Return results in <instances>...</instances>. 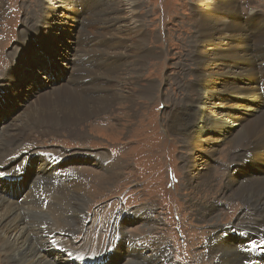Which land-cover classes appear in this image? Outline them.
Returning <instances> with one entry per match:
<instances>
[{
    "label": "bare ground",
    "instance_id": "6f19581e",
    "mask_svg": "<svg viewBox=\"0 0 264 264\" xmlns=\"http://www.w3.org/2000/svg\"><path fill=\"white\" fill-rule=\"evenodd\" d=\"M128 1L137 22L133 29L114 17L119 12V0H56L52 5L43 0L38 2L44 17L37 21L36 31L46 38L38 42V33L31 32L28 35L30 41H36L38 45L31 47L29 42L25 43L24 53L15 55V62L0 77V117L5 120L4 128H0V164L7 166L8 172L23 163L29 164L23 169L27 188L18 186L10 190V193L25 190L18 199L7 193L8 187L1 185L0 181V253L6 264H81L82 261L90 264L89 259L98 257L111 264H173L167 236H127L126 222H138L144 227L149 226L148 229L155 223L145 208L120 211L122 216L116 218L114 226L111 225L110 236L116 240L111 244L114 245L113 251L109 248L104 254H86L89 250L82 246L83 243L71 248L67 235L64 236L71 228L87 236L96 227L90 225L83 212L91 201V189L88 190L83 176L73 169L71 163L89 161L102 172L99 174L101 184H109L118 176L117 163L122 160L109 153L95 154L88 149L61 153L37 146L33 140L34 136L55 137L62 129L66 130V126H74L75 130L66 132L77 141H84L85 134L80 125L116 104L118 94L113 90V74L117 72L118 62L127 55L118 48L133 46L136 65L142 66L150 54L146 47L150 32L147 33L144 23L138 19L141 16L138 12L140 1ZM81 8L83 13L79 10ZM237 9L236 0H195L191 9L192 43L179 45L182 55L189 59L184 62L182 58L177 63L178 80L175 85L181 95L164 111L167 118L165 130L183 144L180 166L187 185L201 183L205 190L212 188L213 163L218 159V150L226 140L233 150L230 159L223 160L227 175L220 194L253 208L250 210L243 205L245 222L242 229H246L254 240L246 246L242 242L246 239L244 235L234 234L241 227L237 223L239 216L234 222L235 230L215 226L217 231L209 237L206 249L213 260L217 256L220 264H248L236 254L239 251L236 241L243 243L241 246H246V249L257 241H264V236L257 234L255 227L262 224V221H256L260 219L258 214L264 220V108L260 91L264 87V9L261 14L245 13L246 18H241ZM257 15L258 18H254ZM79 16H82V21ZM77 18L80 21L78 26L85 25L80 29L79 38L86 48L77 45V34L73 32L71 22ZM118 35L128 37L129 43L126 44V38L119 39ZM43 41L45 45H41ZM16 45H21V42L18 40ZM79 47L80 53L76 54ZM55 48H70L72 52L61 61L54 58ZM76 55H79V61L73 71ZM34 57L43 61L34 63ZM46 62L55 63L57 71L62 69L65 75L62 81L54 85L48 82L44 86L42 80L48 77L38 78L39 73L36 72ZM185 68H188L187 72ZM27 70L29 76L26 78H32V81L23 90L25 81L20 75L24 76ZM101 70L105 72L103 77L95 76L102 75ZM82 72L91 76L81 78ZM11 75L14 80L10 79ZM154 85L149 82L141 86L138 95L127 93L122 97L128 104H137L139 101L135 100L148 97ZM39 86L41 90H36ZM11 87L16 91L12 92ZM49 87L53 88L47 90ZM23 91L27 96H21ZM41 92L43 94H39L37 99L31 100L30 94ZM25 104L19 122L8 124ZM11 114L14 115L11 117ZM245 161L250 162L249 166L245 165L247 176L242 167ZM54 164L63 173L59 178L49 179L45 169L48 166L55 168ZM228 187L230 190L227 191ZM198 206L208 209L209 214L216 210L215 205L200 203ZM250 212L252 215L249 216ZM59 223L64 227H57ZM136 242L141 244L139 256L133 255V251L127 252L130 247L138 245ZM70 251L76 255L70 257ZM259 261L264 262V259Z\"/></svg>",
    "mask_w": 264,
    "mask_h": 264
},
{
    "label": "rangeland",
    "instance_id": "374dc122",
    "mask_svg": "<svg viewBox=\"0 0 264 264\" xmlns=\"http://www.w3.org/2000/svg\"><path fill=\"white\" fill-rule=\"evenodd\" d=\"M41 1L0 0V77L15 62V55L24 53L25 43L29 42L31 47L38 45L36 41L32 43L28 35L31 32H37L39 23L37 21L44 17L43 10L38 4ZM43 1L52 5L56 0H53V2ZM139 1L138 12L141 13V16L138 19L141 22L138 21V23H144L143 27L147 33L150 32L149 40L147 41L148 45H146L150 54L142 66H137V57L134 56L133 52L136 49L133 46L123 45L118 48V51L126 52L127 55L118 62L117 72L113 74V90L118 94L116 104L110 110H106L80 125L79 128L85 134L84 141L79 142V140L77 141L76 138L74 139L66 132V130H75L74 126H66V130L62 129L61 133L55 137L52 135L43 138L34 136L33 140L37 146L51 148L61 153H73L74 151L88 149L91 152H95V154L108 155L109 153L114 158L120 157L122 160L121 162L116 161V163L118 162L117 169L120 172L113 182L109 184H101L102 182L99 179L100 169L89 161L71 163L73 169L83 176L88 185V190L91 189V201L87 203L83 212L90 225H96L87 236L69 227L71 228L70 232L64 234V236L67 235L71 248H76L77 245L83 243L82 246L89 250L86 254H104L109 248L113 251L114 245L111 244L115 243L116 240H113L110 236L111 227L114 226L116 218L120 217V211L131 212L139 208H145L150 211L151 219L155 223L152 224L151 229H148L149 226L144 227L138 222H126L127 226L124 228L128 237L137 234L143 237H149L148 235L167 236L173 264H220L217 256L213 260L206 249L209 237L214 231H217L215 226L235 230L234 222L239 216L237 223L241 227L239 230H235L234 234L238 233L247 237L248 231L242 229L245 222L244 206L253 210V208L244 205L240 200L235 198L226 199L220 194L227 175V170L223 163L230 159V154H233V152L231 153L233 150L230 149L231 145L226 140L221 145L222 147L220 146L221 149L218 150L216 155L218 159L213 163L214 171H212L213 176L211 178L213 187L205 190V186L201 183H193L191 186L185 183L180 166V156L183 153L181 147L183 144L179 142V139L169 136L165 130L167 118L164 116V111L168 106L170 107L175 103L176 98L181 95L179 87L175 85L178 80L177 63L178 60L184 59V62H186L189 59L187 56L182 55L179 45H191L192 43L191 9L195 5V0ZM236 1L238 3L236 12H240L241 18L242 16L246 18L245 13H249V15L254 12L263 13L264 0ZM117 8L119 12L114 17L118 19V22L130 29L135 28L137 22L134 21V16H132V4L128 0H119ZM79 10L81 13L84 11L83 8ZM59 13L60 16L63 15L64 9ZM258 16L254 18H258ZM79 17L82 21V16ZM72 21L71 24L74 25L73 32L77 34V45L80 46L82 45L79 38L80 29L85 25L82 26L80 24L78 26L80 22L78 18ZM77 26L78 32H76ZM110 37L109 35L108 38ZM117 37L119 39L126 38L125 35H118ZM43 38L45 39L46 37H41L38 33L37 41L40 42ZM127 39L129 38H126V44L129 43ZM18 40L21 45H16ZM41 45H45L44 41ZM80 47L85 46L82 45ZM80 47L75 50L76 54L79 52ZM55 52L54 58L63 61L71 55L72 51L70 48L67 50L55 48ZM110 52L113 53V51ZM8 53L9 55H7ZM39 59V57H34L33 62L39 64L41 60L43 61V59ZM78 61L79 55H76L73 71ZM132 62L135 63L133 64ZM27 68L26 66L25 69ZM185 69V72H187L188 68ZM128 71L130 72L128 73ZM39 72L40 68L36 74ZM101 73L102 75L98 76L99 74H95V76L103 77L104 70H101ZM134 75L135 77H133ZM28 76V70L24 76L23 74L20 75L21 78L24 77L23 81H25L23 90H26L31 84L32 78H26ZM90 76L91 74L86 72L80 73L81 78ZM110 76H112L111 73ZM189 77L192 78L190 74ZM41 78L43 77L41 76ZM10 79L14 80V76L11 75ZM45 80L50 82L49 79L45 78ZM149 82L155 85L152 89L153 92L148 97L142 98V100L137 98L135 102H139L132 105L123 99L122 96L127 93L138 95V92L141 91V86H146ZM40 87L36 90H39ZM52 88L49 87L47 90ZM10 90L12 92L16 91L13 87ZM39 94H43V92L33 93L29 96H31V100H35L39 97ZM25 95L26 91H23L21 96ZM31 100L27 101V103ZM26 104L24 106L21 105L23 106L22 111L8 124L11 125L15 121L16 123L19 122L18 120ZM13 115L11 114V117ZM4 121L3 117L0 118V128H4ZM249 164V161L242 163L246 173L245 176L248 175V169L245 168V165L249 166ZM228 190H230L229 187ZM200 203L212 207L215 205V212L213 214L207 213L209 212L208 209L199 208L198 205ZM216 214L218 217L210 218V216L214 217ZM250 215H252L251 212L249 213ZM259 215L258 218L260 219L256 221H262V224L255 226L257 228L256 233L264 236V220ZM56 226L59 228L64 227L63 223H59ZM46 234L44 233V235ZM114 238L116 237L114 236ZM247 238V240H242V242L246 241L248 243L250 240H254L252 236ZM57 242L60 244L59 241ZM136 243L138 245H136L135 249L129 248L127 252L133 251V255L140 254V251H142L141 244ZM236 244L238 249H240L241 244L239 243V245L237 241ZM70 253L72 254L71 256L76 255L73 251H70ZM78 254L81 255L83 253L78 252ZM236 254L238 253L236 252ZM1 255L0 253V264H6L5 261H2L3 256ZM75 258L77 259L78 257L76 256ZM81 264H84V262L82 261ZM107 264H111L110 261ZM251 264H264V262L256 260L252 261Z\"/></svg>",
    "mask_w": 264,
    "mask_h": 264
},
{
    "label": "snow or ice",
    "instance_id": "6c2138e0",
    "mask_svg": "<svg viewBox=\"0 0 264 264\" xmlns=\"http://www.w3.org/2000/svg\"><path fill=\"white\" fill-rule=\"evenodd\" d=\"M56 71H57V66L55 63H51V64L45 63L40 67L39 76L49 77L50 75L54 74ZM20 171L21 169L17 167L14 172L9 173L7 170V166L0 164V180H3L5 177H11ZM261 245H264V241H261L260 245H254V246L260 247ZM68 255L71 257L72 254L69 253Z\"/></svg>",
    "mask_w": 264,
    "mask_h": 264
}]
</instances>
